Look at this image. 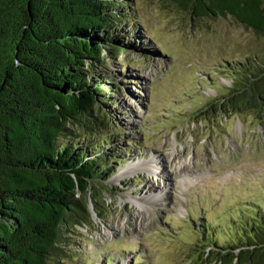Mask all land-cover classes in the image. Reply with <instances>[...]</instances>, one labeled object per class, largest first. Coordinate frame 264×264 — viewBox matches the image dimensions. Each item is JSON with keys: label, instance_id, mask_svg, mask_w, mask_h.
Returning <instances> with one entry per match:
<instances>
[{"label": "rangeland", "instance_id": "obj_1", "mask_svg": "<svg viewBox=\"0 0 264 264\" xmlns=\"http://www.w3.org/2000/svg\"><path fill=\"white\" fill-rule=\"evenodd\" d=\"M124 1L126 49L104 53L109 126L71 130L105 147L96 156L115 155L106 202L90 203L86 226L62 230L48 264H201L194 255L240 241L241 218L264 208V117H200L238 68L264 59V33L231 16L193 19L164 0Z\"/></svg>", "mask_w": 264, "mask_h": 264}, {"label": "trees", "instance_id": "obj_2", "mask_svg": "<svg viewBox=\"0 0 264 264\" xmlns=\"http://www.w3.org/2000/svg\"><path fill=\"white\" fill-rule=\"evenodd\" d=\"M164 1L193 19L231 16L264 33V0ZM126 7L124 0H0V264H48L62 251V230L86 226L90 203L98 210L106 202L107 158L115 155L96 156L105 147L75 140L71 130L109 126L104 53L126 49L118 34L131 18ZM237 71L234 86L200 117L238 109L263 119L264 59ZM260 207L239 221L240 241L209 244L197 261L264 264Z\"/></svg>", "mask_w": 264, "mask_h": 264}]
</instances>
